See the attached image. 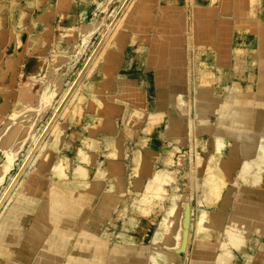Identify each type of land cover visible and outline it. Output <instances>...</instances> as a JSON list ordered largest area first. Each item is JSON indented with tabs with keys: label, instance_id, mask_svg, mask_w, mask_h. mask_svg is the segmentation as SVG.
<instances>
[{
	"label": "rangeland",
	"instance_id": "1",
	"mask_svg": "<svg viewBox=\"0 0 264 264\" xmlns=\"http://www.w3.org/2000/svg\"><path fill=\"white\" fill-rule=\"evenodd\" d=\"M121 1L119 0H0V51H1L0 52L1 54L0 56V61H1L0 63V89L2 90V91L0 90V93H1L0 94L1 95L0 96V101H1L0 102V199L2 198V195L4 194V189L9 184V182H11L12 178L14 177V174L17 172L18 166L23 160L22 158L25 157L27 151L33 144L36 137L39 135L42 127L44 126L45 124L44 122L47 121L46 119H48L50 114L52 113L51 110L54 111L56 103H58V100L60 99V95L61 94L63 95L68 85L75 78V75H76L75 71H77V69H79L83 65L84 61L86 60V57L88 56V53L92 51L96 43V39L99 38V35H101L100 33H102L103 29L105 28V25H107V23L111 20L110 19L112 16L111 12L114 11L115 7L117 8L121 4ZM118 2L120 3L117 4ZM170 2H178V0H171ZM213 3H218V0H214ZM11 4H14L13 5L14 7ZM115 4H117V6ZM84 8L86 9L87 12L84 18H82L81 13L83 11L82 9ZM18 14H20L19 17H17ZM77 16L81 17V21L79 20V24H78V27L81 26V28H79V31H76L77 33L75 32L76 38H77L75 42H70V43H67L66 45L65 44L62 45V47L64 46L63 48L61 47V49H63L62 52H61V49L59 51H57V48L55 49V51L59 52L57 53V55H55V57L58 56L59 59L62 58L61 60H64V61H61L62 64L56 63L54 66H52L51 70L53 69L55 73L52 78L50 77V72H51V70L49 71L50 66L48 65L47 67V64H46L43 70L42 69L39 70V77H38V79L40 80L39 88L33 86L30 80L28 81L26 80V76H31L32 74L26 71L24 73L22 72V70L20 71L22 53H24V56L26 53L27 55L26 57H29V58L30 56L32 57L37 56V57L45 58V54L47 53L46 50L48 49L47 40L51 39V36L53 35V30H54V33L56 32L55 36L56 35L58 36V34L61 33L62 28L65 26V23H69L70 21H72V19L76 18ZM14 21L16 22L17 25L15 24ZM42 22L45 27L42 26L41 24ZM45 23L47 25H51V24L54 25L52 32L47 31L48 29L46 28ZM75 33H72V35ZM30 36L31 38L35 37V39L33 40H36V41L38 40L39 42V43L38 42L31 43V48L33 47L34 51L33 49L30 48V46H28L29 40L30 41L32 40ZM36 36L37 37L40 36V38L42 39L40 38L36 39ZM67 38L68 36L66 37V39ZM25 42L27 45L23 44ZM8 45H11V46H8ZM72 45L74 48H72ZM4 47L6 51L4 50ZM114 47H116L115 42H111L110 44H107L104 47V54L107 51L113 49ZM27 48L31 49V51H28ZM8 50H10V52ZM105 63L107 66V61ZM111 64L112 65L114 64L113 60H111ZM92 69L90 72L93 71ZM88 70H89V66L86 67L85 71H88ZM90 72L87 77H85L87 74V72H85L83 76L80 78V81L87 80L89 82L90 79L88 77L91 74ZM113 74L115 75V70H114V73L110 75H102L99 77V79H103V80L107 79L109 76L110 77L113 76ZM31 78L34 79V77H31ZM21 81L22 82L24 81V83L26 82V84L21 83ZM29 82L31 83L30 85H28ZM19 83L25 86L24 91L28 87L26 90L27 92L25 91L24 95H23V90L22 92L20 91L19 87L21 84ZM185 90H187L188 94L186 93V94L181 95V98L179 100L181 106H179L178 108L173 106L171 103L172 96L174 95H171L168 97V100H167L168 109H166V111L168 112V116L172 114V119L171 121L169 120L165 128L161 126V132H162L161 135L163 134L165 129L167 133L170 130H173V125H171V123L173 122L172 120L175 119L176 117L181 118L183 122V127L185 128V130H182V132H180L178 135L176 133L175 134L172 133V135L167 134V138L162 139L161 143L157 145V148L155 150V154L153 157L152 168L149 170L148 174L146 173L142 174L141 176H139V178H137V183H139L142 188L140 187L141 189L138 188L137 190L136 206H138L141 203L138 201H140V199L144 197V194L146 192V188L142 185H145L148 182L147 178L149 176H152L153 174L155 175L160 165H164L163 166L164 169L167 170V175L163 177L164 182H165L164 189L165 188L166 189L165 190L162 189V191L166 193L164 195H161L164 192L160 193L159 199H156L157 203L156 201L154 203V206L156 205L155 209L150 210L151 213L150 211H147L145 212L144 215L142 214L138 216L139 218L137 217V219H134L135 222L132 221L133 223L130 222L132 224L126 225L127 222L124 221L126 220L125 218L126 215L130 212V210H133L136 207L135 205H130V202L132 201V197L129 195H126V189H123L120 196L121 198L125 199L127 203L123 205L121 210L116 212L117 214H114V218L112 217L110 218V220H112L114 223L110 229L105 228V231H107V233H105L104 238H106L109 243H116V242L121 243L122 242L124 245H128L126 249L129 252L124 256L126 257V259H130L133 263L140 262L144 257L147 260L149 259L150 263L153 264L152 259H155V258H154V255L152 254L153 252L151 251L152 250L154 251L156 249L155 246L159 244L158 243L159 241H157L158 236L156 235V233L159 235L160 232L158 231H160V229L162 228L160 223H162L165 219H167V216L165 214H168L169 212L173 218L170 215H168V217L171 218L172 220L168 229L169 228L171 229H169L170 231L168 230L165 232V237L173 234L174 239L176 237L175 240L180 245L177 244L178 247H175L176 249L174 248V250L172 251L168 249L167 252L162 253L160 255L161 257L164 256V259L166 255L168 254H169L168 257L170 256L174 257L175 262L173 264H254L255 262H258L259 259L264 261V255L259 254V251H263L261 253H264V234H263L264 224L262 225L263 227L262 236L256 235L252 232L255 227V225H252V224L254 223L256 219H258L257 218L258 214L256 210L254 209L251 215L252 217H255V218H252L251 216H249L248 218L239 217L236 219V221L240 223L237 224L236 228L234 227L230 228L228 225V218H229L228 211L234 210L232 206H234V203L237 202L238 199L240 198V194L242 193V190L245 188L250 189V190L254 189L253 191L256 190L255 188H252L251 185L245 184L242 181H241L242 183H238V180L241 177L240 171H241L242 166L245 165L244 163L246 162L248 163V161L250 162L254 160L255 156H256V160L264 161V157H263L264 156V96L254 95V94L250 95V94H244V93L238 92L236 94H232L229 96L220 97L218 95H213V93L211 92V89H201V88L193 89L192 88L191 90H188L186 87L183 91ZM197 96H200V101L202 102V104L197 103ZM134 97L135 99H138L137 93H135ZM129 98L130 97L124 98L123 95H121L120 93V95L117 96V99L119 100L117 101L116 105H118L119 107H125V108L128 107V103L125 99H128L129 101ZM142 98L144 100V97ZM235 98L242 100V102L239 100L240 102L235 103L237 104V108L239 110H235L233 105L231 106L232 107L231 108L230 107L231 104H226L227 102L232 101ZM19 99H22V101L24 102L23 103L24 105L20 104ZM23 99H25V101ZM107 99H112L113 102L116 101L115 98L113 97L111 98L107 96ZM208 101L210 102L212 101V102L211 103L209 102L210 104L209 106H207L208 107L207 108L204 104H207ZM226 105H228L227 111L231 112L229 113L231 115H233V113L234 114L243 113L242 114L243 116L241 117L242 127L239 125V127L227 129L226 127L221 126V122L219 121V119L223 118L225 115L228 116L227 115L228 112L225 113ZM139 107L140 106L138 105V108ZM16 108H18L19 111L22 110V111H26V113L28 112L29 114V115L27 114L28 117L26 116V114H24L25 117H21L22 119L21 118L15 119V115H16L15 113H16V110H18ZM27 108L28 109L32 108L34 110L32 109L28 110ZM14 109L16 110L13 111ZM223 109L225 111H223ZM230 109L233 110V112L230 111ZM12 111L15 113H13ZM236 111L237 112L239 111V112L237 113ZM141 113L143 114V112ZM85 115L87 116L86 118L93 117V116H96V117L99 116V114L92 115V113H90V115L89 113H85ZM140 116L141 115L138 114L135 117L133 114H131V117L128 120V122L130 123L127 124L129 127L124 128V138H123L124 144L121 142L119 143V146H120V152L118 154L119 157H117L118 159L116 158L112 160L110 164V166L113 163L123 164V170L121 171L123 173L119 174V178L117 179L118 183H120V185H122L123 188L126 187L127 181H128L126 178L127 168H128L127 162H129L130 159L127 156H129V153L133 151L132 147H134V144L136 145L138 138L142 137V136H137V135L134 137L131 135L132 134L131 132L134 131L135 133L136 129L138 128L136 126V123L139 121ZM102 117H103L102 121H99L100 119L96 120L98 124L93 123L92 125H90L91 127L89 126L90 129L92 128V131L94 129V134H92L91 132L90 135L89 133H85L84 129L81 128L79 124L77 125L76 122L74 123L73 120L67 121V116L63 118L64 120H66V122L62 119L61 122L59 123L60 126L59 128L58 127L57 128L59 130H62V134L60 135V138H59L58 148L60 147L65 148L64 146L70 145L72 141H74V144L70 145V147L71 146L72 147H71V151L68 152L69 154L63 157L61 156V158H63L65 161L68 162V163L66 162L67 164L66 172L69 171L67 173L68 178L70 177L72 178L74 164H73V161L71 160H73V158L75 157L77 149L80 146V144H82L83 139L89 140V143H90L89 151L93 153L94 155V160H92L93 162H91V164L87 167L88 168L87 178H86L87 180L94 179L97 165L105 161V157L102 155V153L100 154L99 152V149L104 145L102 137L103 136L111 137V138L115 137V139L120 141L117 138L119 137L117 134L118 132L115 131L117 129L114 127L110 128L109 126V124L113 120L111 119L109 122H107L108 124L106 125L105 116L101 114V116H99L98 118H102ZM108 117H110V115H108ZM110 118H113V117H110ZM141 121L142 119H140V123ZM69 122L71 124V128H70ZM125 122H127L126 119H125ZM72 123H74L76 126L74 124L72 125ZM96 125H98L99 127H97ZM72 126H75V127L72 128ZM92 126L93 127L96 126L95 127L96 129L93 128ZM159 127L160 125L155 127L154 133L152 135H157L155 134V131L156 130L158 131ZM77 128L79 129L81 128V132L83 133V135L81 134V132H78ZM104 128L107 131V133L105 132L103 135L101 131ZM222 128L227 129L226 130L227 132L224 130V135H223L224 139L220 141L221 142L220 145H222V147L234 146L236 151L232 152L234 153L232 155L233 156L232 160L234 163L231 166L232 169L230 168V172H232V174L230 175L229 178L226 177L228 172L226 173L225 176L221 175L222 178L226 180L225 182L227 183L226 189H224V191L221 193V199L218 201V203L217 204L214 203L215 207H211L206 204L208 203L207 201L209 200L211 201V198L207 196L208 194H206L207 191L205 190L206 189L205 180L207 178L206 176H208V173L210 171L208 169L206 170L204 164L209 163L208 158L210 157V154H212V151H213L212 150L213 141H215L214 139H216L217 135L220 133L219 130ZM237 128L239 130H237ZM69 134H71V136H69ZM99 136H102V137H99ZM214 136L216 137L214 138ZM66 138H68V140L65 142ZM173 139H177L176 142L174 143L176 144V148L174 149L175 151L172 153L171 159H170L173 162L170 161V162L163 163L162 161L163 157L161 158V156L164 155L165 153V152L163 153L165 145L167 144L168 141L171 142ZM97 140L99 141V143ZM198 141L207 142L206 144H204V146L198 149L199 151H197ZM208 142L210 143L209 146H211V148L207 150L206 146L208 145ZM201 144L203 145V143ZM172 145L173 144H171V146ZM91 147H93L94 149ZM133 149H135V147ZM58 150H55L52 153L48 165L38 171H40L41 173L50 174L51 166L55 163L57 158L59 159L60 154L58 153ZM72 150L74 152H72ZM95 150L96 152H94ZM99 156H101V158H99ZM225 157H227L226 153L224 157L222 158L225 159ZM198 164H200L201 166L197 167ZM124 167H125V170H124ZM168 173L170 174V176ZM10 177L11 179H9ZM168 179H170V182H168L169 181ZM166 182L168 183L167 185H166ZM108 186L109 184L107 183V181H104L102 182L98 191L90 193L89 196L87 197L81 196L84 199L78 198L79 200L81 199L80 201L78 199H75L77 203L84 204V207L88 210H84L82 215L76 218L74 223H77V225L83 224L87 220L84 225V228H86V225H88L89 223V219L92 217L91 210L96 205L98 197L100 196L99 194H101L102 190L107 189ZM15 187L16 186H13V188L11 189L12 192L14 191ZM143 187L145 189H143ZM241 187H242V190L240 189ZM263 190L264 188L258 191H263ZM11 191L9 192L7 197L3 198L4 200L3 199L1 200L0 205L2 207L0 206L1 208L0 210H2V208L8 201V197L12 193ZM66 193L72 196V189L71 191L69 190ZM161 197L163 198V200ZM140 206L141 205H139V207ZM239 206L237 207L238 209L235 208L237 209V211L235 210L234 212L245 211L246 208L243 207L244 206L243 204H239ZM206 210L209 211L210 213H207ZM204 212H206L208 215L209 214L210 215L217 214V215L209 219L210 222L200 223L204 221L203 218L207 215ZM262 214H263L262 218L264 219V212ZM162 219L164 220L162 221ZM247 221L249 222L248 224L245 223ZM124 224L129 227V231H123L125 233H123L124 235L122 236L120 234H122L121 230L124 229L125 227L123 226ZM199 225H202V226H199ZM222 225L225 226L226 228L228 227L232 229L236 233L242 234L239 237L241 236L243 238L246 237L248 240V245L244 243L243 245L240 246L239 244L241 243L242 239H239L240 240L239 241L237 237V239L235 238L236 240L234 239V241H237L239 243L237 245L239 246H236L237 248L231 247L232 243L234 242L233 240L232 241L228 240L227 238L228 233L224 232L223 229L225 227H223L222 229ZM128 227H125V228H128ZM215 227H218L219 229L217 231L216 230L213 231L212 233L213 239L198 237L199 232H202V231L208 232L210 230L215 229ZM205 228L206 229L208 228L207 231H205L206 230ZM245 228H248V229H245ZM167 232L169 233L172 232V234L168 233L167 235L166 234ZM174 232L177 235H179V237ZM126 233H128V235ZM206 235L207 237L211 236V234L209 235L206 234ZM127 236L129 237L127 238ZM122 237H124V239ZM129 246H134V247H129ZM235 249H239V250H235ZM147 251L150 252L148 255H146ZM4 253L5 252L1 249L0 254H4ZM137 254L138 255L140 254V255L138 256ZM161 257L158 256V259L159 258L161 259L158 261L159 264H163V261H162L163 258ZM167 264H170V263H167Z\"/></svg>",
	"mask_w": 264,
	"mask_h": 264
},
{
	"label": "crops",
	"instance_id": "2",
	"mask_svg": "<svg viewBox=\"0 0 264 264\" xmlns=\"http://www.w3.org/2000/svg\"><path fill=\"white\" fill-rule=\"evenodd\" d=\"M221 1H133L120 24L121 37L115 42L116 47L105 53L90 91L97 98L99 115L106 117L105 124L114 121L121 143L124 144V128L129 127L121 114L130 107L116 105L122 81L134 86L131 88H136L145 101L144 106L141 104L143 108L140 107L144 114L142 121L136 120L138 128L131 133L146 137L145 128L152 121L160 125L155 131L157 135L148 136L153 140H162L161 126H167V118H156L163 105L164 91L168 90V96L188 94L187 90L183 91L186 87L188 90L197 87L211 89L213 95L220 97L238 92L264 96V0ZM114 70L115 75L99 79ZM178 89L183 93L177 92ZM89 106L86 103L85 111ZM115 108L120 113L114 112ZM101 132L107 133L105 128ZM253 199L257 200L254 202L261 213H257L252 232L262 236L264 197L257 192ZM248 202L253 205L252 197ZM256 208L250 207L252 212L254 209L257 212ZM84 210L88 209L67 194L53 176L31 171L0 217V250L5 252L0 254V264H151L144 257L137 263L126 259L128 245L109 243L106 238L87 231L84 228L87 220L83 224L74 223ZM234 211L235 208L228 211L230 228L240 223L231 220L232 215L236 216ZM249 213L243 218L252 215ZM259 263L264 261L259 259Z\"/></svg>",
	"mask_w": 264,
	"mask_h": 264
},
{
	"label": "bare ground",
	"instance_id": "3",
	"mask_svg": "<svg viewBox=\"0 0 264 264\" xmlns=\"http://www.w3.org/2000/svg\"><path fill=\"white\" fill-rule=\"evenodd\" d=\"M121 1V0H119ZM134 0H122L121 1V4L115 9L113 12H111V20L107 23V25H105V28L103 29L102 33H100L101 35H99V38L96 39V43L92 49V51L90 53H88V56L86 57V60L84 61L83 65L77 69V71H75L76 75H75V78L71 81V83L68 85L67 89L65 90V92L63 93V95L61 94L60 95V99L58 100V103H56V106L54 108V111L51 110V114L49 116L48 119H46L47 121L44 122V126L42 127L39 135L36 137V139L34 140L33 144L31 145V147L29 148V150L27 151L26 155L24 158H22L23 160L21 161V163L19 164L18 166V170L17 172L14 174V177L12 178L11 182H9V184L6 186V188L4 189V194L2 195V198L0 199V203H1V200L4 198V197H7V195L9 194V192L11 191V189L13 188V186H16L14 191L11 193V195L8 197V201L6 202V204L4 205V207L2 208V210H0V216L2 215L1 213H3L5 211V209L7 208V205L10 203L12 197L15 195L16 191L20 188L25 176L27 174H29L31 171H38V170H41L43 169L44 167H46L50 161V158H51V155L52 153L55 151V150H58V153L60 154L59 155V159L57 158V160L55 161V163L51 166V169H50V174L51 176H53L55 178V180H57L59 182V186H61L65 192L67 191H71L72 189V196L74 199H78V198H83L81 196H89L90 193H93V192H96L99 190L102 182L104 181H107V183L109 184L108 188L105 189V190H102L101 194H99L100 196L98 197V200H97V203L96 205L93 207V209L91 210L92 211V217L89 219V223L88 225H86V230L87 231H90L92 233H94L95 235L97 236H102L104 237L105 236V233H107V231H105V228H111L113 226V221L110 220V218H114V214H117L116 212L121 210L123 205L125 203H127V201L123 198H121L120 194L121 192L123 191V189H126V195H129L132 197V201L130 202V205H135V209L133 210H130V212L126 215V220H124L126 223V225H130L132 224L135 220L134 219H137L138 216L140 215H144L145 212L147 211H150V210H154L155 209V206H154V203L156 201V199H159V196H160V193L161 192H164L162 191L165 190L164 189V176L167 175V170L164 169V165H160V167H158V170L156 171L155 175L153 174L152 176H149L147 178L148 182L145 184V185H142L146 188V192L144 194V197L140 199V201L138 202H141L139 205H141L139 207L136 206L137 204V190L138 188L141 187V185L139 183H137V178H139V176H141L142 174H148L149 170L152 168V163H153V157H154V154H155V150L157 148V145L161 143L162 140H160L161 138H159V140H153V139H150V137L148 136H152V134L154 133V129L155 127L157 126L156 124H154L152 121H151V124L149 126H147L145 128V135L146 137H140L138 138V141L136 143V145L134 144V147L135 149H133L134 147H132V152L129 153V156H127L130 160L129 162H127L128 164V168H127V185L125 188L122 187V185H120V183H118L117 179L119 178V174H122L123 172H121L123 170V164H119V163H113L111 166V161L116 159L120 152V146H119V143L120 141H118L117 139H115V137L111 138V137H105L103 136L102 137V140L104 142V145L99 149V152L100 154L102 153V155L105 157V161L104 162H101L97 165L96 167V171H95V175H94V179L93 180H87V167L91 164V162H93L92 160H94V155L93 153H91L89 151L90 149V143H89V140L88 139H83L82 141V144H80V146L78 147L77 149V152H76V155L75 157L73 158V164H74V169H73V175H72V178H68L67 176V173L69 172H66V162L63 158H61V156H65L67 154V152H70L71 151V147L70 145H66L64 146L65 148H58L59 146V138H60V135L62 134V130H59V126H60V122L61 120L67 116V121L69 120H73L74 123L76 122L77 125L79 124L81 128L84 129V132L85 133H89V135L91 134H94V129L92 131V128L90 129V125H92L93 123L95 124H98L96 122V120H99V121H102L103 120V117L102 118H98L96 116H93V117H88L86 118L87 116L85 115V113H92L93 114H99V110H98V107L95 105V102L97 100L96 96H91L90 95V91L93 90V84H92V80L95 79V77L97 76L98 72L100 71L101 69V63L103 62L104 60V56H106V54H104V47L107 45V44H110L111 42H117L120 37H121V34H120V24H121V21L123 19V17L125 16L126 12L128 11L129 7L132 5ZM171 1V0H170ZM214 0H212L213 2ZM226 1V0H225ZM224 0H222V2H225ZM231 1V0H230ZM11 2V1H10ZM16 2V1H15ZM72 2V1H71ZM80 3V2H78ZM120 2H118L117 4H119ZM226 3V2H225ZM15 4V3H14ZM14 4H11L12 6ZM117 4H115L117 6ZM18 5V4H17ZM14 7V6H13ZM114 7V6H113ZM227 7V6H226ZM12 9V8H11ZM14 9V8H13ZM82 13H81V16L82 18H84L85 14H86V9H82ZM113 10V9H112ZM224 11V10H223ZM12 12V11H11ZM38 12V11H37ZM20 13V12H19ZM11 14V13H10ZM13 14V13H12ZM25 14V13H24ZM20 14H18L17 17H19ZM26 15V14H25ZM36 15V14H35ZM42 15V14H41ZM16 16V15H15ZM27 16V15H26ZM30 16V15H29ZM43 16V15H42ZM14 17V16H13ZM31 17V16H30ZM99 17V16H98ZM43 18V17H42ZM18 19V18H17ZM54 19V18H53ZM96 19V18H95ZM79 20L81 21V17L80 16H77L76 18L72 19V21H70L69 23H65V26L62 28V31L61 33L58 34V36L56 35L55 36V33H54V30H53V26L54 25H46V28L48 29L47 31L49 32H52L53 30V35L51 36V39L50 40H47L48 42V49L46 50L47 53L45 54V58H41V57H37V56H30L29 57H26V53H25V56H24V53H22V59H21V69L20 71L22 70V72L24 73L25 71L26 72H29L30 74H32L31 76H26V80H30L32 85L35 86V87H38L39 88V70H43L44 69V66L47 64V67L48 65L50 66L49 68V71L51 70L52 66H54L56 63H61V61H64V60H61L62 58L59 59V57H55V55H57V51H59L62 47V45H66L67 43H70V42H75V40L77 39L76 38V31H79V28L78 27V24H79ZM90 20V19H89ZM215 20V19H214ZM18 21V20H17ZM33 21V20H32ZM99 21V20H98ZM206 20L202 21V22H205ZM15 22V21H14ZM23 22V21H21ZM38 22V21H37ZM56 22V21H55ZM94 22V21H93ZM201 22V23H202ZM86 23V22H85ZM161 23V22H160ZM200 23V22H199ZM212 23V22H211ZM16 24V22H15ZM37 24V23H35ZM42 26H44L43 22L41 23ZM81 24V23H80ZM96 24V23H95ZM94 24V25H95ZM98 24V23H97ZM106 24V23H105ZM17 25V24H16ZM85 25V24H84ZM160 25V24H159ZM216 25V24H215ZM19 26V25H18ZM212 26V25H211ZM218 26V25H217ZM45 27V26H44ZM207 27V26H206ZM233 27V26H232ZM22 28V27H21ZM83 28V26H82ZM208 29V28H207ZM36 30V29H35ZM222 30V28H221ZM161 31V29H160ZM12 32V31H11ZM44 32V31H43ZM76 32V33H75ZM16 33V32H15ZM64 33V34H63ZM72 33H75L72 35ZM202 33V32H201ZM220 33V32H219ZM204 34V33H203ZM12 35V34H11ZM10 35V37H11ZM18 35V34H17ZM24 35V34H23ZM68 36V38L66 39V37ZM220 34H218L219 36ZM8 36V35H7ZM21 36V35H20ZM71 36V37H70ZM65 37V38H64ZM203 37V36H201ZM22 38V37H21ZM31 38V36H30ZM39 37L36 36V39H39ZM29 39V38H28ZM32 40L30 41L29 40V44L28 46H30L31 48V43H37L38 40H33L35 39V37L31 38ZM42 39V38H40ZM203 39V38H202ZM205 39V37H204ZM237 39V38H236ZM21 40V39H20ZM19 41V40H18ZM34 41V42H33ZM41 41V40H39ZM224 41V40H223ZM22 42V41H21ZM11 43V42H10ZM9 43V44H10ZM39 43V42H38ZM7 44V43H6ZM5 44V45H6ZM22 44V43H21ZM23 44H26L23 43ZM73 44V43H72ZM224 44V43H223ZM3 45V46H5ZM19 45V44H18ZM27 45V44H26ZM39 45V44H38ZM41 45V44H40ZM218 45V44H217ZM8 46H11V45H8ZM22 46V45H21ZM19 47V46H18ZM35 47V46H34ZM39 47V46H37ZM41 47V46H40ZM64 47V46H63ZM62 47V48H63ZM57 48V51H55V49ZM66 48V47H65ZM72 48L73 45H72ZM92 48V47H91ZM28 51H31V49H33L34 51V48L32 47L31 49L27 48ZM4 50L6 51L5 47H4ZM63 49H61V52H62ZM66 50V49H65ZM91 50V49H90ZM10 52V50H8ZM25 51V50H24ZM32 51V52H33ZM1 52V51H0ZM26 52V51H25ZM174 51H172L173 53ZM31 53V52H30ZM29 53V54H30ZM237 53V51H236ZM16 54V53H15ZM170 54V52H169ZM174 54V53H173ZM21 55V54H20ZM1 56V54H0ZM173 56V55H172ZM26 57V58H25ZM62 57V56H61ZM127 57V56H126ZM169 57V55H168ZM218 57V56H217ZM9 58V57H8ZM56 58V59H55ZM139 58V56L137 57ZM173 58V57H172ZM125 59V58H124ZM174 59V58H173ZM20 60V59H19ZM52 60V62H51ZM132 60V59H131ZM9 62V61H8ZM125 62V61H124ZM136 63V61H134ZM1 63V61H0ZM3 63V62H2ZM133 63V62H132ZM7 64V63H6ZM5 64V65H6ZM10 64V63H9ZM62 64V63H61ZM99 64V65H98ZM60 65V64H59ZM119 65V64H118ZM89 66V70L88 71H85L86 67ZM121 66V65H120ZM8 67V66H7ZM97 67V68H95ZM100 67V68H99ZM93 68V69H92ZM99 68V69H98ZM91 69L93 70L92 72ZM176 71V70H174ZM4 72V71H3ZM2 72V73H3ZM87 72L86 76L87 77L89 75V72L91 73L90 76L88 77L90 79V81L88 82L87 80H81L80 81V78L83 76V74ZM172 72V71H171ZM174 73V72H173ZM176 73V72H175ZM10 74V73H9ZM54 70L52 69L51 72H50V77L52 78L54 76ZM160 74V73H159ZM20 75V74H19ZM163 76V75H161ZM174 76V75H173ZM23 77V76H22ZM31 77H34V79H32ZM48 77V76H47ZM159 77V76H158ZM171 77V76H170ZM178 77V76H177ZM24 78V77H23ZM87 78V79H88ZM20 79V77H19ZM49 79V78H48ZM111 79V78H110ZM171 79V78H170ZM180 79V78H179ZM23 80V79H22ZM176 80V79H175ZM25 81V80H24ZM24 81L21 83L23 84H26V82L24 83ZM19 83V84H21ZM29 82L28 85L31 84ZM79 83V84H78ZM177 83V82H176ZM21 84L20 85V91L22 92L23 90V95H24V92L27 90L24 91L25 89V86ZM24 86V87H23ZM27 86V85H26ZM107 87L109 88L110 86L107 85ZM131 87H134V86H129L128 85V82L126 81H122L121 82V85H120V91L121 93L123 94V97L126 98V97H130L129 98V101L128 99H125L127 101V103L129 104L130 107H128V109H123V112L121 115H123V117L126 119L127 122H125L126 124L130 123L128 122L129 118L131 117V114L134 113L135 117L137 116V114L139 113V115H141V111H139L140 107H142L143 103L145 104L144 100H143V95L142 94H138L137 93V97L138 99H135L134 95L136 93V91H134L133 89H136V88H131ZM58 88V87H57ZM61 88V86H60ZM107 88V89H108ZM197 88V87H196ZM18 89V87H17ZM31 89V88H30ZM34 89V88H33ZM115 89V88H114ZM176 89V88H175ZM1 90V89H0ZM48 90V89H47ZM137 90V89H136ZM179 90V89H178ZM2 91V90H1ZM19 91V90H18ZM138 91V90H137ZM177 91V90H176ZM9 92V91H8ZM27 92V91H26ZM39 92V91H38ZM47 92V91H46ZM55 92V91H54ZM60 92V91H59ZM139 92V91H138ZM177 92H180V93H183L182 90H179ZM7 93V91H6ZM58 93V92H57ZM140 93V92H139ZM1 94V93H0ZM3 94V93H2ZM199 94V93H198ZM21 95V94H20ZM47 95V94H46ZM181 95L182 94H175L174 96H172V99H171V103L173 106L175 107H179L181 106L180 105V98H181ZM1 96V95H0ZM51 96V95H50ZM54 96V95H53ZM52 96V97H53ZM170 96V95H169ZM168 90L167 92L164 91V93L161 95V98H162V102H163V105L161 106V110L160 112L156 115V118H159V119H162L163 117L164 118H167L168 121L167 123L169 122V120L171 121L172 119V114L170 116H168V112L166 111V102H167V99H168ZM244 96V95H243ZM23 97V96H22ZM134 97V98H133ZM25 101V99H23ZM242 102L241 99H237L235 98L234 100L232 101H229L227 102L226 104H231L230 107L233 105L234 109L235 110H239L237 108V102ZM20 101V104L22 105L24 102L22 101V99H19ZM1 102V101H0ZM3 102V101H2ZM32 102V101H31ZM43 102V101H42ZM208 101L207 104H204L206 107L209 106V104L212 102ZM17 103V102H16ZM34 103V102H33ZM86 103H90V106H89V110L87 108V110L85 111V106H86ZM197 103H201L202 102L200 101V96H197ZM142 104V105H141ZM24 105V104H23ZM138 105L140 106L138 108ZM178 105V106H177ZM203 105V106H204ZM236 105V106H234ZM2 106V105H1ZM17 106V104H16ZM144 106V105H143ZM228 105L225 106L226 108V112L227 113V107ZM28 107V106H27ZM84 107V108H83ZM143 108V107H142ZM204 108V107H202ZM208 108V107H207ZM232 108V107H231ZM18 109V108H16ZM16 109H14L13 111H15ZM28 109V108H27ZM29 109H32V108H29ZM28 109V110H29ZM176 109V108H175ZM27 110V111H28ZM34 110V109H32ZM31 110V111H32ZM138 110V111H137ZM177 110V109H176ZM12 111V112H13ZM117 111L120 113L119 109L117 110V108H115L114 112ZM223 111H225L223 109ZM230 111L233 112V110L230 109ZM242 111V110H241ZM34 112V111H33ZM202 112V111H201ZM237 112V111H236ZM235 112V113H236ZM239 112V111H238ZM237 112V113H238ZM15 113V112H13ZM141 113V114H140ZM152 113V112H151ZM231 112H228V116H225L223 118H220L219 121L221 122V126L223 127H226L227 129L229 128H235V127H239V125L241 126V121H242V114L243 113H239V114H234L231 115L229 114ZM16 114V115H15ZM15 119H20L21 117H25L24 114H26V116L28 117V112L26 113V111H19L16 110V113H15ZM28 114V115H27ZM31 114V112H30ZM18 115V116H17ZM143 115L142 114L140 116V119L143 118ZM202 115V114H201ZM17 116V117H16ZM46 116V115H45ZM170 117V119H169ZM9 118V117H7ZM42 118V117H41ZM46 118V117H45ZM14 119V120H15ZM22 119V118H21ZM66 119V118H65ZM87 119V120H86ZM64 120V119H63ZM24 121V120H23ZM21 121V122H23ZM66 122V120H64ZM173 122L171 123V125H173V130H170L168 133L165 132L166 129H165V134H162L161 137L163 139L167 138V134L169 135H172L173 134H179L180 132H182V130H185V128L183 127V122L181 120V118L179 117H176L175 119L172 120ZM18 122V121H17ZM114 121H111V123L109 124L110 128L114 127L113 126V123ZM11 123V122H10ZM15 123V122H14ZM72 123V125L74 124ZM107 123V122H106ZM33 124V123H32ZM70 124V122H69ZM101 124V123H100ZM176 124V125H175ZM7 125V124H6ZM9 125V124H8ZM66 125V124H65ZM75 125V124H74ZM107 125V124H106ZM162 125V124H161ZM170 125V126H171ZM76 126V125H75ZM75 126H72L75 127ZM90 126V127H89ZM94 126V125H93ZM92 126V127H93ZM97 127H99L98 125H96ZM95 126V127H96ZM34 127V126H33ZM58 127V128H57ZM93 127V128H95ZM163 128L166 127V125H162ZM187 127V126H186ZM242 127V126H241ZM70 128H71V124H70ZM81 128H77L78 129V132H81ZM115 128V127H114ZM62 129V128H61ZM91 131H90V130ZM96 129V128H95ZM227 129L225 128H222L220 129V133L216 136H214V138L216 137V139H214L215 141H213V146H212V154H210V157L208 158L209 159V163H205L204 166L206 168V170L208 169L210 172L208 173V176H206V194H208L207 196H209L211 198V201H207L208 203H206L208 206H211V207H215L214 205L218 203V201L221 199V193L224 191V189H226V180L224 178H222V176L226 175V173L228 172V174L226 175V177H230V175L232 174V172H230V168L232 166V164L234 163L233 162V154L232 153L233 151L235 152L236 149L234 148V146H225V147H222V145H220V141H222V139H224V130L226 131ZM241 129V128H240ZM69 130V129H68ZM67 130V132H68ZM71 130V129H70ZM101 130V129H100ZM108 130V129H107ZM236 130V129H235ZM237 130H239L237 128ZM236 130V131H237ZM27 131V129H26ZM10 132V131H9ZM73 132V131H72ZM163 132V133H164ZM195 132V131H194ZM227 132V131H226ZM73 134V133H72ZM118 136H120L119 132L117 133ZM98 135V134H97ZM132 136H136V134H131ZM69 136H71V134H69ZM73 136V135H72ZM79 136V135H78ZM86 136V135H85ZM88 136V135H87ZM98 137V136H97ZM7 138V137H6ZM71 138V137H70ZM87 138V137H86ZM72 139V138H71ZM73 140V139H72ZM101 140V139H100ZM177 139H173L171 142H167V144L165 145V148H164V155L161 156L162 158V161L163 163H166V162H173L171 159V155L172 153L175 151L174 149L176 148V144H174L176 142ZM199 140V139H198ZM228 140V139H227ZM91 141V140H90ZM98 141V140H97ZM210 141V140H209ZM66 142V141H65ZM94 142V141H93ZM130 142V141H129ZM132 142V141H131ZM216 142V143H215ZM99 143V141H98ZM153 143V144H152ZM203 143V145L201 144ZM207 142L205 141H198V146H197V151H199L198 149H200L202 146H204V144H206ZM69 144V143H68ZM171 144H173L171 146ZM209 142H208V145L206 146L207 150L211 148V146H209ZM62 145V144H61ZM131 145V144H130ZM75 146V145H74ZM92 146V145H91ZM98 146V145H97ZM221 146V147H220ZM76 147V146H75ZM99 147V146H98ZM131 147V146H129ZM93 148V147H91ZM94 149V148H93ZM242 149V148H241ZM76 150V149H75ZM97 150V149H96ZM96 150L94 152H96ZM206 151V150H205ZM72 152H74L72 150ZM71 152V153H72ZM243 152V151H242ZM56 153V152H55ZM226 153V156L225 159L222 158L224 157ZM199 156V155H198ZM264 157V156H263ZM72 158V157H71ZM126 158V157H125ZM56 159V158H55ZM118 159V158H117ZM127 159V158H126ZM120 160V159H119ZM161 162V161H160ZM236 162V161H235ZM246 162V161H245ZM68 163V162H67ZM161 163V164H163ZM245 165L242 166L241 168V171H240V174H241V177L239 178L238 180V183H245V184H248V185H251L252 188H255L256 192L253 191L254 189L250 190V189H243L242 190V187L240 188L242 190V193L240 194V196H242L243 198L242 199H238L237 202L234 203V208H237L239 206V204H245L243 207L246 208L245 211L243 212H235L236 213V216H231V220L234 221L235 219L239 218V217H243L247 215V212L249 213V211L251 213H249V215L252 214V211L250 209V207L252 208H256L257 207V202H254V201H257V200H254L253 198L255 197V194L257 192H260L262 193V196L264 197V190L263 191H258V190H262V188H264V161H258L256 160V156H255V159L252 160V161H248V163H244ZM13 165V164H12ZM125 165V164H124ZM172 165V164H171ZM201 166L200 164H198L197 167ZM70 168V167H69ZM186 168V167H185ZM204 168V167H203ZM26 169V170H25ZM232 169V168H231ZM124 170H125V167H124ZM24 172V173H23ZM45 172V170H44ZM208 172V171H207ZM23 173V174H22ZM191 173V172H190ZM22 174V176H21ZM169 174V173H168ZM71 175V173H70ZM172 175V173H171ZM222 175V176H221ZM144 176V175H143ZM170 176V174H169ZM168 176V177H169ZM174 176V175H173ZM184 176V175H183ZM167 178V176H166ZM174 178V177H172ZM170 178V179H172ZM11 179V177L9 178ZM170 179L166 180L168 182H170ZM181 179V178H180ZM125 180V179H124ZM242 181V182H241ZM8 182V181H7ZM53 182V181H52ZM178 183V182H177ZM16 184V185H15ZM168 183L166 182V185ZM143 187V189H145ZM168 187V186H167ZM177 187V185H176ZM236 187V186H235ZM142 188V187H141ZM140 188V189H141ZM176 190V189H175ZM204 190V189H203ZM167 191V190H166ZM174 191V190H173ZM144 193V192H143ZM166 192H164L163 194L161 195H164ZM68 194V193H67ZM252 194H254L252 196ZM205 195V194H204ZM248 195H251L252 197V202H253V205H251V203H249V199L251 200V197H249ZM71 196V197H72ZM139 197V196H138ZM167 197V195H166ZM140 198V197H139ZM162 198V197H161ZM84 199V198H83ZM166 199V198H165ZM4 200V199H3ZM79 200V199H78ZM81 200V199H80ZM79 200V201H80ZM163 200V198H162ZM170 200V198H169ZM240 200H242L240 202ZM143 201V202H142ZM173 201V200H172ZM260 201V200H258ZM264 201V200H263ZM157 203V201H156ZM169 203V202H168ZM215 203V204H214ZM238 203V204H237ZM173 204V203H172ZM1 206V205H0ZM172 206V205H171ZM250 206V207H249ZM2 207V206H1ZM131 207V206H130ZM240 207V206H239ZM233 208V209H234ZM242 208V206H241ZM240 208V209H241ZM1 209V208H0ZM173 209V208H171ZM238 209V208H237ZM237 209H235L237 211ZM258 211L257 213H261L260 212V209L259 208H256ZM243 210V208H242ZM172 211V210H170ZM178 211V210H177ZM207 211V210H206ZM151 213V211H150ZM167 213V211H166ZM205 214L207 213H210L209 211L204 212ZM174 214V213H172ZM167 216V219H162V223L161 224V229L159 233V235L156 233V235L158 236L157 237V241H159L158 243L161 244V245H157L155 246V250L151 251L153 252L152 254L154 255V258L155 259H152L153 261V264H159L158 261L161 260L160 258L158 259V256L161 257L160 254L162 253H165L167 252V250L169 249L170 251L174 250L175 247H178L177 244V241L174 239L173 237V234L172 232H170L172 235L170 236H167L165 237V232L168 231V227L170 226L171 224V218L168 217V215H170V213L168 212V214H165ZM217 215V214H216ZM216 215H206L202 222L200 223H207V222H210L209 219L213 218L214 216ZM172 217V215H170ZM176 216V215H174ZM120 217V216H119ZM201 217V216H200ZM139 218V217H138ZM173 218V217H172ZM176 218V217H175ZM230 218V217H229ZM120 219V218H119ZM176 220V219H174ZM202 220V219H201ZM124 222V223H125ZM132 222V223H130ZM229 223V222H228ZM176 224V223H175ZM125 224L123 226L125 227H128L126 226ZM208 225V224H207ZM133 226V225H132ZM176 226V225H175ZM199 226H202V225H199ZM205 226V225H203ZM124 229H120L122 231V234L120 235H124L123 231H129V227L128 228H125ZM214 227V226H213ZM223 226L222 225V229H223ZM122 228V227H121ZM132 228V227H131ZM202 228V227H200ZM210 228V227H208ZM207 228V229H208ZM206 229V228H205ZM203 229V230H205ZM207 229L205 231H207ZM219 228L218 227H215V229L213 230H210L208 232H199L198 234V237H201V238H212V233L213 231H217ZM119 230V231H120ZM173 230V228H172ZM201 230V229H200ZM224 232H227L228 235H227V238L229 241H232L234 243H232L231 247H235L237 248L236 246H241L243 245L244 243H246V239L243 238L242 236L239 237L240 233H236L234 232L232 229L230 228H224L223 229ZM170 231V230H169ZM121 233V232H120ZM169 232H167L166 234L168 235ZM169 233V234H170ZM175 233V232H174ZM128 235V233H126ZM125 234V235H126ZM176 234V233H175ZM206 234H211V236H208ZM264 234V233H263ZM262 234V235H263ZM119 235V236H120ZM177 235V234H176ZM172 236V237H171ZM179 237V235H177ZM129 236H127L128 238ZM131 237V236H130ZM238 237V240L239 239H242L241 240V243L239 244L237 241H234V239L236 238L237 239ZM124 239V237H122ZM179 239V238H178ZM235 239V240H236ZM129 240V239H128ZM156 241V239H155ZM156 241V243H157ZM240 241V240H239ZM245 241V242H244ZM133 242V241H132ZM179 242V241H178ZM122 243V242H121ZM135 243V242H134ZM239 244V245H237ZM180 245V244H179ZM226 245V244H225ZM154 248V247H153ZM151 248V249H153ZM176 249V248H175ZM150 253V252H149ZM138 255V254H137ZM140 255V254H139ZM138 255V256H139ZM169 255V254H168ZM168 255H166L165 259H164V256L161 257L163 258L162 261H163V264H167V263H170V264H173L175 262L174 260V257L170 256L168 257ZM171 255V254H170ZM145 256V255H144ZM157 257V258H156ZM158 259V260H157ZM149 260V259H148ZM160 261V262H162ZM259 262V260H258ZM256 262V264H260Z\"/></svg>",
	"mask_w": 264,
	"mask_h": 264
}]
</instances>
